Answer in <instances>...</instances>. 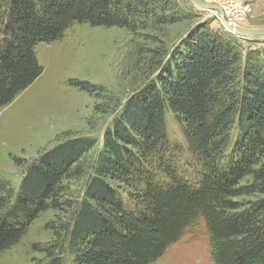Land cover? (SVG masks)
Instances as JSON below:
<instances>
[{"label": "trees", "instance_id": "16d2710c", "mask_svg": "<svg viewBox=\"0 0 264 264\" xmlns=\"http://www.w3.org/2000/svg\"><path fill=\"white\" fill-rule=\"evenodd\" d=\"M152 5L165 8L162 0H0V107L42 73L38 43L60 39L74 23L133 31ZM237 47L228 33L195 26L126 100L90 164L96 141L76 137L42 153L17 191L0 179V253L38 213L59 207L64 182L84 178L66 228L74 264H150L199 219L215 264H264V53H248L243 64ZM167 109L198 170L195 182L172 162ZM121 185L135 212L119 197ZM46 264L62 259L51 254Z\"/></svg>", "mask_w": 264, "mask_h": 264}, {"label": "rangeland", "instance_id": "374dc122", "mask_svg": "<svg viewBox=\"0 0 264 264\" xmlns=\"http://www.w3.org/2000/svg\"><path fill=\"white\" fill-rule=\"evenodd\" d=\"M239 1L245 13L237 25L264 29V0ZM162 4L163 10L150 6L146 17L143 11L133 31L74 23L60 39L35 46L42 73L10 103L0 107V179L17 191L27 167L42 153L76 137L96 141L94 151L85 157L86 164L91 163L101 148L105 130L112 127L126 100L155 79L175 48L181 47V39L199 24L228 33L236 41L243 64L248 53H264L263 36L230 32L215 10L200 8L191 0H162ZM165 123L173 149L172 162L182 169L185 178L195 182L198 170L187 160L183 134L169 109ZM84 181L64 182L59 207L38 213L18 243L0 253V264H46L51 254L59 256L62 264H74L66 228L82 201ZM119 190L126 210H138L136 199L129 196L124 185ZM60 245L62 251L58 250ZM150 264H215L205 223L199 219L190 225Z\"/></svg>", "mask_w": 264, "mask_h": 264}, {"label": "water", "instance_id": "95a60500", "mask_svg": "<svg viewBox=\"0 0 264 264\" xmlns=\"http://www.w3.org/2000/svg\"><path fill=\"white\" fill-rule=\"evenodd\" d=\"M196 6L204 9L215 10L218 13L222 25L230 32L238 35H259L264 37V29L262 28H247L237 24H230L224 17V13L220 6L216 3H211L206 0H191Z\"/></svg>", "mask_w": 264, "mask_h": 264}, {"label": "built area", "instance_id": "2783aa9c", "mask_svg": "<svg viewBox=\"0 0 264 264\" xmlns=\"http://www.w3.org/2000/svg\"><path fill=\"white\" fill-rule=\"evenodd\" d=\"M229 23L237 24L245 13L239 0H215Z\"/></svg>", "mask_w": 264, "mask_h": 264}]
</instances>
